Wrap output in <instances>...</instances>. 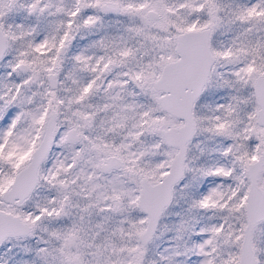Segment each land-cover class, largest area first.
Listing matches in <instances>:
<instances>
[{
    "label": "snow or ice",
    "instance_id": "1",
    "mask_svg": "<svg viewBox=\"0 0 264 264\" xmlns=\"http://www.w3.org/2000/svg\"><path fill=\"white\" fill-rule=\"evenodd\" d=\"M0 264H264V0H0Z\"/></svg>",
    "mask_w": 264,
    "mask_h": 264
}]
</instances>
